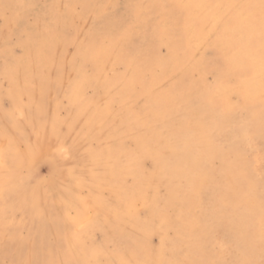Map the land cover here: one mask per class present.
Wrapping results in <instances>:
<instances>
[{
	"label": "rangeland",
	"instance_id": "1",
	"mask_svg": "<svg viewBox=\"0 0 264 264\" xmlns=\"http://www.w3.org/2000/svg\"><path fill=\"white\" fill-rule=\"evenodd\" d=\"M10 1L12 4L9 0H0V155L2 154L5 158L9 155L11 157L7 165L0 163V264H99L100 262V264H156L157 262V264H171V262L172 264H212L207 260L212 256L215 257L216 264H264V229H262L264 228V191L260 194L251 187L255 181L262 180L261 190H264V154L262 155L264 152V89L259 84L264 85V68L257 66L250 56L241 51L247 42L257 41L258 26L263 27L261 22H264V13L260 22L253 23L246 17V12L241 13V11H247L249 5L258 4L259 0H247V2L246 0H236V2L235 0H205L209 6L213 4L209 7L210 10L202 9L196 3L194 8V3L188 4L192 0H184V3H181L183 0H51V3L49 0H23V4L26 3L25 7L20 5L22 0ZM32 1H36L35 4L39 7ZM233 2L236 3V8ZM185 3L188 5L185 6ZM218 4L223 6L220 5V7ZM46 7H49L50 15ZM33 9H37L36 12ZM192 11H194L191 15L193 17L187 16L189 17L187 19L186 14H192ZM203 12L204 15H202ZM64 13H68L66 15L69 19ZM254 13L259 15L257 9ZM198 16L201 17L198 18ZM189 20L190 25H188ZM37 22H42L40 23L42 26L39 27ZM243 23L250 29L244 26L242 28ZM201 25L204 26L201 27ZM253 28L257 32H252ZM31 32L36 36L35 38ZM42 34L45 36L43 40L45 45L43 44L40 48V58H35L34 50L38 47L39 35ZM21 37L34 41L33 47L28 51L31 56L27 54L25 60L27 63L25 62L23 67L18 66L15 76L5 79L2 63L3 61L13 63L22 53ZM238 38H240L239 41ZM51 39H54L53 43ZM241 39L247 40L242 42ZM84 46L96 49L94 56L97 59L96 64L91 61L81 62V50L86 48ZM237 47L240 49L238 50ZM100 48L104 49L102 52L107 51V54L106 52L103 54ZM262 49L259 54L264 57V46ZM6 50L9 51L5 52ZM232 50H235L236 54L240 51L241 55L240 53L237 55L244 56L242 58L237 56L238 59ZM234 57L235 60L237 59L236 62ZM244 58V61L241 60ZM246 58L251 62L247 63L249 61ZM137 60L143 69L138 64L134 65ZM80 62L84 67L81 75L85 85L81 87L75 100L73 93L69 95L70 87L68 86L79 78L75 69ZM32 63L39 66L36 68ZM171 63L173 64L170 65ZM19 70L22 72L20 73ZM167 72L170 74L167 75ZM130 74L135 75L133 82L130 81ZM151 74H153L152 77H150ZM245 76H248L247 79L244 78ZM149 77L154 78L150 80ZM151 83L153 85H147ZM227 84L233 86L229 87ZM247 84L252 89L254 86V89L251 90ZM222 88L224 90L227 88L230 94L223 93ZM243 88L247 90L249 88L251 91L247 92L242 90ZM218 91L222 94L220 95L221 92ZM241 95L245 98L242 99ZM224 97L227 99L225 100ZM248 97L254 99L251 100ZM15 98L16 100H13ZM207 100H215L219 110H223L222 118L218 120L222 123L221 130H217L212 125L215 117L210 116L204 107ZM228 100H230L229 103ZM226 104L230 105L227 107ZM188 107L189 110H187ZM161 109L165 110L161 112ZM246 115L248 117L250 115L249 125L246 128L248 131L252 130L254 138L249 143L241 140L240 132L235 131L232 136H229L225 128L226 124L242 120ZM223 118L228 119L226 124ZM198 121L203 124L200 122L198 125ZM193 122L198 126L193 125ZM202 125L203 129L200 127ZM255 128L257 131H254ZM168 129L170 132L167 131ZM201 134L204 136V141L200 142L197 138ZM137 137L144 139L138 138L139 143ZM219 137H225V141L221 142ZM208 142L211 143L208 144ZM145 144L149 148H146ZM162 144H164L163 147ZM187 144L198 154H205L208 159V170L203 173L201 179L192 173L191 167L195 165L194 161L188 168L192 174L188 175V178L184 175L185 164L182 161L187 157L185 153ZM254 153L256 158L250 157ZM153 156H157L158 159H152ZM174 160L179 162L174 166H177L176 168L169 166ZM241 162L243 167H240ZM131 166V174H127ZM120 167L123 170L119 171ZM144 173L145 176H142ZM176 174L178 178H175ZM243 177L245 178L242 179ZM172 179L175 181L172 182ZM185 179L192 180L189 188L187 185L183 186L186 183ZM12 180L19 190L21 202L14 210V215L18 217L21 211L28 218L31 216L29 222L23 224L24 230L15 224H6V208H3L10 202V198L7 199L4 188ZM116 186L118 189L115 190ZM166 186L169 188L167 189ZM238 189L241 192L235 195L233 192ZM137 193L145 194L146 199L141 197L144 199L142 202ZM196 193L200 195L197 196ZM221 193L225 196L223 197ZM204 194L211 196V200L202 201ZM256 194L263 197L257 198L256 201ZM164 195H167V198ZM151 200L154 203L150 202ZM147 201L149 208L145 204V202L148 203ZM125 204L132 212L125 209L128 207ZM114 207L117 209H113ZM151 208L154 210L152 211ZM222 208L226 213L222 218L212 217L214 220H211V217H208L210 210L219 211ZM238 215L243 216V222L235 218ZM253 217L260 218V222ZM166 218L167 221L169 220L167 224H165ZM203 218L211 222L210 227H204ZM126 219L131 220L130 223ZM85 220L88 221L87 224H92L89 239L81 238L79 235L85 226ZM160 220L164 222L161 223ZM124 222L127 224H123ZM144 222H148L149 227H144ZM193 228L198 230L195 235ZM256 228L260 229L259 232ZM208 231L212 233L208 234ZM207 234L211 235V241ZM224 235H226L225 245L221 242ZM127 236L130 239L126 240ZM160 242L162 246H159ZM232 243L237 244L233 246ZM203 245L206 251L203 250ZM209 247H211L210 250ZM212 248L216 249L213 251ZM81 251H85V255ZM234 252L236 255L238 252L241 254L236 256ZM76 259L78 263L75 262Z\"/></svg>",
	"mask_w": 264,
	"mask_h": 264
},
{
	"label": "bare ground",
	"instance_id": "2",
	"mask_svg": "<svg viewBox=\"0 0 264 264\" xmlns=\"http://www.w3.org/2000/svg\"><path fill=\"white\" fill-rule=\"evenodd\" d=\"M21 1V0H20ZM48 1V0H47ZM50 1V3L52 2L51 0H49ZM66 1V0H65ZM69 1V0H68ZM75 1V0H74ZM76 1H78V0H76ZM83 1V0H82ZM9 2H10V4H12L11 3V1L9 0ZM14 2V1H13ZM34 4H35V2L34 1H32ZM57 2V1H56ZM97 2V1H96ZM180 2V1H179ZM235 2H236V0H235ZM235 2H233L232 4L233 5H235V8H236V3ZM246 2H247V0H246ZM20 3H22V4H20V5H25V4H23V0H22V2H20ZM32 3V4H33ZM46 3V2H45ZM55 3V2H54ZM72 3V2H71ZM84 3H85V1H84ZM84 3H83V5H84ZM94 3V2H93ZM98 3V2H97ZM96 3V4H97ZM181 3H184V0H183V2H181ZM190 3V5H192L191 3H194L193 4V7L195 6V3L196 4H198V6L200 5V7L203 9H209V7L210 6H212V5H210L209 6V4H206V2H205V0H192V1H189L188 2V4ZM225 3V2H224ZM223 3V4H224ZM243 3H245V2H243ZM33 4V5H34ZM100 5H101V3H99ZM98 4V5H99ZM187 4V5H188ZM13 5H14V3H13ZM12 5V6H13ZM36 5V4H35ZM60 5V4H59ZM97 5V6H98ZM186 5V3H185V6H187ZM207 5H208V8H206L207 7ZM215 5V4H214ZM221 4H218V6H220ZM226 5V4H225ZM36 6H38L39 7V5H36ZM47 6V5H46ZM48 6H49V4H48ZM55 6H57V5H55ZM70 6V3H69V5H68V7ZM88 6V5H87ZM86 6V7H87ZM221 6H223V5H221ZM220 6V7H221ZM25 7V6H24ZM34 7V6H33ZM86 7H84V9L86 8ZM225 7V6H224ZM223 7V8H224ZM12 8V7H11ZM14 8V7H13ZM20 8V7H19ZM47 8V7H46ZM45 8V9H46ZM63 8H64V6H63ZM195 8V7H194ZM194 8H193V10H194ZM233 8V7H232ZM243 8V7H242ZM18 11H19V9L18 8H16ZM15 9V10H16ZM27 9V8H26ZM26 9H24V10H26ZM48 9H49V7L47 8V12H49L48 11ZM67 9V8H66ZM70 9H72V8H70ZM98 9V8H97ZM199 8H197V10H198ZM211 9V8H210ZM209 9V10H210ZM217 9H219V7H217ZM256 9H257V14H259L258 16L254 13L255 11H256ZM13 10V9H12ZM23 10V9H22ZM33 10H35V9H33ZM37 10V9H36ZM36 10H35V12H36ZM223 10V9H222ZM239 10V9H238ZM10 11V10H9ZM63 11V10H62ZM98 11V10H97ZM198 11H200V9L198 10ZM205 11V10H204ZM15 12V11H14ZM21 12V11H20ZM42 12V11H41ZM61 12V11H60ZM63 12H65V10L63 11ZM99 12V11H98ZM188 12H190V11H188ZM193 13L192 14H189V13H187V14H189V15H187L186 14V18L187 19H189V17H187V16H190V18L191 17H193V16H191V15H193L194 14V11H192ZM215 12V11H214ZM213 12V13H214ZM216 12H217V10H216ZM222 12V11H221ZM225 13H226V10L224 11ZM244 12H246V17L248 18V19H250V20H252L253 21V23L254 22H260V19L262 20V18H263V13H264V0H259L258 1V4H254V5H249L248 6V8H247V11H241V13H244ZM11 13V12H10ZM96 13V12H95ZM202 13V12H201ZM212 13V12H211ZM211 13H210V15H211ZM219 13H220V11H219ZM36 14V13H35ZM56 14V13H55ZM65 14V13H64ZM66 14H68V13H66ZM65 14V16H67ZM70 14V13H69ZM198 13H196V15H197ZM40 15H41V13H40ZM46 15H47V13H46ZM49 15H50V12H49ZM202 15H204V12H203V14ZM59 16V15H58ZM218 16V15H217ZM36 17V16H35ZM57 17V16H56ZM68 17V16H67ZM201 17V16H200ZM199 16H198V18H200ZM238 17V16H237ZM41 18H42V16H41ZM48 18V16L46 17V19ZM51 18H52V16H51ZM50 18V19H51ZM195 18H197L196 16H195ZM194 18V19H195ZM212 17L211 16H209V19H211ZM217 18V17H216ZM220 18H222V17H220ZM229 18V17H228ZM227 18V19H228ZM37 19V18H36ZM35 19V20H36ZM56 19V18H55ZM58 19V18H57ZM62 19V18H61ZM68 19H69V17H68ZM186 19V20H187ZM209 19H207V20H209ZM227 19H225V21H227ZM239 19V18H238ZM38 20V19H37ZM41 20V19H40ZM44 20V19H43ZM48 20V19H47ZM66 20V19H65ZM212 20V19H211ZM217 20H219V19H217ZM39 21V20H38ZM44 21H46V20H44ZM224 21V20H223ZM246 21V20H245ZM248 21V20H247ZM48 22H50V21H48ZM63 22H64V19H63ZM189 24L188 25H190L191 24V21L189 20ZM208 22V21H207ZM239 22H241L240 21V19H239ZM38 23V22H37ZM40 23H42V22H39L38 23V25H39V27L40 26H42V24H40ZM60 23H62V22H60ZM67 23V22H66ZM186 23V25H187V22H185ZM220 23H221V20H220ZM262 23V26L263 27H259L258 26V30H259V32H257L256 31V29H254V28H256V27H254L253 28V31L252 32H257V33H259L258 34V39H257V41L256 42H247L245 45H243V47H242V49H241V51L243 52L244 51V53L247 55V56H250L252 59H253V61L255 62V64L257 65V66H260V67H262V68H264V57H262L260 54H259V52H260V50H263L262 48H263V46H264V22L262 21L261 22ZM55 24V23H54ZM68 24V23H67ZM161 24V23H160ZM226 24V23H225ZM64 25V24H63ZM185 25V26H186ZM205 25V29H206V23L204 24ZM204 25H201V27L202 26H204ZM219 25V24H218ZM238 25H239V23H238ZM245 25V23H243L242 24V28H243V26ZM246 25H247V23H246ZM46 26V25H45ZM224 26V25H223ZM249 26H251V25H249ZM35 27V26H34ZM193 27V26H192ZM219 27H221V26H219ZM218 27V28H219ZM230 27V26H229ZM229 27H227L228 29H229ZM232 27H234V26H232ZM244 27H246L247 28V26H244ZM36 28V27H35ZM48 28V27H47ZM187 28V27H186ZM216 28H217V26H216ZM249 29H250V27H248ZM247 28V29H248ZM44 29V28H43ZM204 29V30H205ZM214 29V28H213ZM233 29V28H232ZM234 29H236V28H234ZM239 29H241L240 27H239ZM37 30H39V29H37ZM200 30H202V29H200ZM216 30V29H215ZM238 30V29H237ZM35 31V30H34ZM232 31V30H231ZM240 31V30H239ZM40 32V31H39ZM46 32H48V31H46ZM59 32V31H58ZM228 32V31H227ZM241 33H245V32H242V31H240ZM251 32V31H250ZM251 32V34H253ZM43 33V32H42ZM44 33H45V31H44ZM193 33H194V31H193ZM202 33V32H201ZM228 33H230V32H228ZM232 33H233V31H232ZM231 33V34H232ZM234 33H236V32H234ZM237 33H238V31H237ZM246 33H247V31H246ZM31 34H32V32H31ZM56 34V33H55ZM200 34V33H199ZM33 35V34H32ZM37 35V34H36ZM54 35V34H53ZM194 35V34H193ZM29 36V35H28ZM34 36V35H33ZM32 36V37H33ZM45 36H46V33H45ZM45 36H43V34L42 35H39V40H38V43H37V45H38V47H36V49L34 50V56H35V58H37V57H39V54H40V48H42L43 47V44H44V42H43V40L45 39L44 37ZM201 37V39H202V35H200ZM250 36V35H249ZM254 36V35H253ZM257 36V35H256ZM36 36H34V38H35ZM51 37V36H50ZM60 37V36H59ZM66 37V36H65ZM86 37H87V35H86ZM195 37V36H194ZM54 38V37H53ZM64 38V37H63ZM195 38H197V37H195ZM199 38V39H200ZM235 38V37H234ZM234 38H232V39H234ZM241 38V37H240ZM240 38H238L237 40L239 41V39ZM21 39V45H22V53L21 54H19V56L14 60V62L13 63H9L8 61H3V65H2V68H3V72H4V78L5 79H11L12 77H13V75L14 74H16L15 73V70L18 68V66L19 67H21L22 65H25V60L27 59V56L29 55V53H28V51H29V49L31 48V47H33L32 45H33V43H34V41H31L30 39H27V38H20ZM49 40H50V38H48ZM55 39V38H54ZM54 39L52 40V43L54 42ZM56 39H58V38H56ZM60 39V38H59ZM65 39V38H64ZM63 39V40H64ZM223 39H225V37L223 38ZM230 39V38H229ZM8 40V39H7ZM68 40V39H67ZM66 40V41H67ZM119 40H121V39H119ZM162 40V39H161ZM197 40V39H196ZM195 40V41H196ZM236 40V39H235ZM244 40H247V39H244ZM244 40L242 41V39H241V41L242 42H244ZM46 41V40H45ZM61 41H62V39H61ZM201 42H203L204 40H200ZM205 42V41H204ZM203 42V43H204ZM221 42H222V38H221ZM221 42H219V44L221 43ZM227 43L226 44H228V41H226ZM48 43V42H47ZM58 43H60V42H58ZM119 43V42H118ZM117 43V44H118ZM192 43V42H191ZM197 43H198V41H197ZM224 43V42H223ZM229 43H231L230 41H229ZM35 44H36V42H35ZM188 44H190V43H188ZM218 44V43H217ZM45 45V44H44ZM110 45V44H109ZM222 45V44H221ZM5 46H6V44H5ZM36 46V45H35ZM102 46V45H101ZM115 46V45H114ZM188 46H190V45H188ZM193 46V45H192ZM220 46V45H219ZM224 47H226L225 45H223ZM7 47V46H6ZM84 47H86V46H84ZM239 47H241V46H239ZM35 48V47H34ZM82 48V47H81ZM81 48H79V49H81ZM114 48V47H113ZM195 47H193V49H194ZM238 48V47H237ZM44 49V48H43ZM101 49V48H100ZM99 49V50H100ZM240 48H238V50H239ZM3 50V49H2ZM102 50H104L103 48L101 49V52H102ZM106 50V49H105ZM113 50V49H112ZM114 50H115V48H114ZM175 50V49H174ZM9 50H6L5 52H8ZM82 55H81V57H82V63L84 62V61H91L93 64H96V62H95V60H97V59H95L94 58V56H95V52H96V49H93V48H89V47H86V48H83L82 50ZM233 51V50H232ZM44 52H46V51H44ZM77 52V51H76ZM101 52H100V54H101ZM103 52H106L105 54H107V51H103ZM102 52V53H103ZM234 53H235V50L233 51ZM232 52V53H233ZM237 52V51H236ZM179 53V52H178ZM231 53V52H230ZM238 53H240V55H241V52L239 51ZM237 53V54H238ZM8 54V53H7ZM11 54V53H10ZM28 54V55H27ZM78 54V53H77ZM104 54V53H103ZM112 54V53H111ZM236 53H235V56H236V58H238V57H241L242 58V56H244V55H242V56H240V55H237ZM99 55V54H98ZM5 56V55H4ZM29 56H31V54L29 55ZM40 56H41V54H40ZM78 56H80V55H78ZM238 56V57H237ZM31 58V57H30ZM40 58V57H39ZM42 58V57H41ZM176 58H178V57H176ZM231 58H233L232 56H231ZM9 59H11V58H9ZM43 59V58H42ZM228 59V58H227ZM239 59V58H238ZM246 59H248V58H246ZM30 60V59H29ZM44 60V59H43ZM42 60V61H43ZM140 60V59H139ZM225 60H226V58H225ZM228 60H230V59H228ZM227 60V61H228ZM234 60H235V57H234ZM241 60H245V58L244 59H241ZM33 61V60H32ZM35 61H36V59H35ZM47 61V60H46ZM100 61V60H99ZM185 61V60H184ZM231 61H232V59H231ZM237 61V59L235 60V62ZM248 61L249 62H247V63H250L251 62V60L250 59H248ZM80 62V64L79 65H77V69H75V71H77V73H78V75H79V78H77L73 83H71V86H68V87H70V89L68 90L69 92V95H71L72 93L74 94V96H73V99H75V100H77V97H78V95L77 94H79V92H80V90H81V87H84V85H85V82L84 81H82L83 80V77H82V75H81V73H82V68H84V67H82L83 65H82V63ZM101 62V61H100ZM229 62V61H228ZM233 62V61H232ZM234 62V63H235ZM27 63V62H26ZM28 63H31V62H28ZM199 63V62H198ZM234 63H231L232 65H234ZM242 63V62H241ZM33 64V63H32ZM41 64V63H40ZM87 64V63H86ZM98 64V63H97ZM139 65V67L140 68H142L143 69V67L140 65V63L138 62V60L135 62V64L134 65ZM173 63H171L170 65H172ZM185 64V63H184ZM244 64V63H243ZM27 65V64H26ZM42 65V64H41ZM130 65V64H129ZM169 65V66H170ZM241 66H243L242 64H240ZM248 65V64H247ZM33 66H36V68H37V66H39V64H37V65H34L33 64ZM99 66V65H98ZM235 66V65H234ZM237 66V65H236ZM235 66V67H236ZM240 66V67H241ZM23 67V66H22ZM26 67V66H25ZM42 67V66H41ZM130 67V66H129ZM181 67H183V66H181ZM239 66H237V68H238ZM245 67V66H244ZM246 67H248V66H246ZM28 68H29V65H28ZM92 68V67H91ZM170 68V67H169ZM218 68V67H217ZM252 68V67H251ZM20 69V68H19ZM181 69V68H180ZM219 69V68H218ZM23 70V69H22ZM22 70H21V72H22ZM29 70V69H28ZM74 70V69H73ZM169 70V69H168ZM253 70V69H252ZM37 71V70H36ZM177 71V70H176ZM181 71V70H180ZM179 71V72H180ZM19 72H20V70H19ZM20 72V73H21ZM131 72V71H130ZM157 72V71H156ZM155 72V73H156ZM159 73H160V70L158 71ZM208 72V71H207ZM238 72H240V70H238ZM252 72V71H251ZM251 72H250V74H251ZM23 73H24V70H23ZM84 73H85V71H84ZM132 73V72H131ZM154 73V72H153ZM165 73V72H164ZM172 73V72H171ZM174 73V72H173ZM167 75L168 74H170L169 72H167L166 73ZM220 74V73H219ZM84 75V74H83ZM179 75V74H178ZM178 75H176V76H178ZM221 76H222V74H220ZM219 75V76H220ZM239 75H241V74H239ZM252 75V74H251ZM263 75V74H262ZM15 76V75H14ZM77 76V75H76ZM130 81H134L135 80V75H132V74H130ZM153 76V74H151V76L150 77H152ZM150 77H149V79H150ZM175 77V76H174ZM198 77V76H197ZM242 77V76H241ZM247 77L248 76H245L244 78H246L247 79ZM154 78V77H153ZM153 78H151V79H153ZM173 78V77H172ZM204 78V77H203ZM230 78H232V77H230ZM240 78V77H239ZM14 79V78H13ZM88 79V78H87ZM150 79V80H151ZM158 79V78H157ZM157 79L155 80V81H157ZM171 79V78H170ZM202 79V78H201ZM219 79V78H218ZM240 79H242V78H240ZM89 80V79H88ZM87 80V81H88ZM162 80H164V79H162ZM161 80V81H162ZM153 81V80H152ZM160 81V82H161ZM171 81H173L172 79H171ZM170 81V82H171ZM203 81V80H202ZM241 81V80H240ZM239 81V83H240V85H242L241 84V82ZM151 82V81H150ZM154 82V81H153ZM160 82H157V83H160ZM194 82V81H193ZM192 82V83H193ZM260 82V81H259ZM24 83V82H23ZM93 83V82H92ZM242 83H243V80H242ZM256 83H258V81H256ZM16 84V83H15ZM70 84V83H69ZM179 84V83H178ZM204 84H205V82H204ZM238 84V83H237ZM253 84H255V83H253ZM252 84V85H253ZM260 84V86H261V88L262 89H264L263 88V84H261V83H259ZM128 85H130V84H128ZM147 85H153L152 83L151 84H147ZM228 86H229V84H227ZM226 85V86H227ZM235 85V84H234ZM248 85V84H247ZM251 85V86H252ZM263 85V86H262ZM9 86V85H8ZM131 86H132V84H131ZM155 86V85H154ZM162 86V85H161ZM218 86V85H217ZM219 86H222V85H219ZM225 86V87H226ZM233 85H230L229 87H232ZM246 86V85H245ZM249 86V85H248ZM15 87V86H14ZM40 87H42V86H40ZM87 87V86H86ZM162 87H164V86H162ZM207 87V86H206ZM224 87V88H225ZM250 87V86H249ZM8 88V87H7ZM159 88V87H158ZM157 88V89H158ZM236 88V87H235ZM258 88V87H257ZM260 87L258 88V89H261ZM6 89V88H5ZM10 89V88H9ZM154 89V88H153ZM218 89H220V88H218ZM217 89V90H218ZM223 89V88H222ZM227 89V88H226ZM222 90V91H224L223 93H229L227 90ZM250 89L251 90H253L254 89V86H253V89L250 87ZM249 88H248V90L247 89H242V90H247V92L250 90ZM39 90H41V89H39ZM145 90H147V89H145ZM149 90H152V89H149ZM221 90V89H220ZM236 90H237V88H236ZM250 90V91H251ZM27 91V90H26ZM25 91V92H26ZM85 91V90H84ZM155 91V90H154ZM166 91V90H165ZM1 92V91H0ZM150 92V91H149ZM148 92V93H149ZM167 92V91H166ZM215 92V91H214ZM218 92H221V91H218ZM238 93L240 92V91H237ZM236 92V93H237ZM16 93H18V92H16ZM30 93V92H29ZM193 93V92H192ZM81 94H82V92H81ZM207 94V93H206ZM216 94V93H215ZM222 94V92L220 93V95ZM230 94V93H229ZM244 94V93H243ZM3 95V94H2ZM149 95V94H148ZM219 95V96H220ZM234 95V94H233ZM15 96H16V94H15ZM24 96V95H23ZM30 96V95H29ZM158 96V95H157ZM195 96V95H194ZM194 96H193V98H194ZM223 96H225V94L223 95ZM242 97H243V95H241ZM251 96V95H250ZM1 97V96H0ZM222 97V96H221ZM228 97H230V96H228ZM263 97V96H262ZM17 98V97H16ZM16 98L15 99H13V100H16ZM111 98H113L112 96H111ZM218 98H220V97H218ZM231 98V97H230ZM238 98V97H237ZM245 97H243L242 99H244ZM247 98V97H246ZM251 99V97H248V99ZM182 99H184V98H182ZM209 99V98H208ZM211 99V98H210ZM224 99H225V97H224ZM227 99V98H226ZM225 99V100H226ZM252 99H254V98H252ZM251 99V100H252ZM255 99H257V98H255ZM259 99H261V98H259ZM259 99H257V100H259ZM156 100V99H155ZM191 100H192V96H191ZM222 100V99H221ZM247 100V99H246ZM175 101H177V102H179L178 100H175ZM183 101V100H182ZM181 101V102H182ZM197 101H198V97H197ZM196 101V102H197ZM229 101L230 100H228V103H229ZM232 101H234L233 99H232ZM117 102V101H116ZM127 102V101H126ZM194 102V101H193ZM195 102V103H196ZM227 102V101H226ZM235 102V101H234ZM98 103V102H97ZM99 104V103H98ZM106 104V103H105ZM104 104V105H105ZM167 104H169V102L167 103ZM183 104V103H182ZM235 104V103H234ZM111 105V104H110ZM187 105V104H186ZM186 105H184V106H186ZM191 105V104H190ZM193 105H195V104H193ZM205 106V108L207 109V111H208V113L210 114V116H213V117H215V119H214V121H213V127H215V128H217V130H221L223 127L221 126L222 125V123H220L218 120H220L222 117H221V115L223 114V110L221 111V110H219V108L216 106V101L215 100H207V104H204ZM229 106L230 104H226V106ZM232 105V104H231ZM107 106V105H106ZM105 106V107H106ZM155 106V105H154ZM227 106V107H228ZM191 107V106H190ZM231 107V106H230ZM244 107V106H243ZM108 108V107H107ZM168 108V107H167ZM185 108V107H184ZM201 108V107H200ZM166 109V108H165ZM164 109V110H165ZM180 109V108H179ZM182 109V108H181ZM101 110V112H103L102 111V108L100 109ZM109 110V109H108ZM162 110V109H161ZM164 110H162L161 112H163ZM187 110H189V107H188V109ZM197 110V109H196ZM230 109H228V111H229ZM237 110V109H236ZM127 111V110H126ZM185 111V110H184ZM183 111V112H184ZM227 111V112H228ZM231 111V110H230ZM196 112V111H195ZM192 113V112H191ZM197 113V112H196ZM241 113V112H240ZM115 114V113H114ZM135 114V113H134ZM182 114H184V113H182ZM200 114V113H199ZM198 114V115H199ZM227 114V113H226ZM229 114V113H228ZM227 114V115H228ZM127 115V114H126ZM136 115V114H135ZM155 115V114H154ZM185 115V114H184ZM192 115H193V113H192ZM194 115H197V114H194ZM252 115V114H251ZM136 116H138V115H136ZM156 116V115H155ZM175 116V115H174ZM209 116V115H208ZM226 115H225V112H224V117H225ZM129 117V116H128ZM159 117H161V116H159ZM176 117V116H175ZM174 117V118H175ZM193 117V116H192ZM202 117H203V114H202ZM252 117V116H251ZM155 118H157V117H155ZM170 118V117H169ZM169 118H167V119H169ZM174 118H172L173 120H174ZM194 118H196V117H194ZM227 118V117H226ZM226 118H223L225 121H223V122H225V124L228 122L227 120H226ZM230 118V117H229ZM249 118H250V115H249V117L246 115L245 117H244V119H242V120H239V121H237V122H234L233 124H226V126H225V128H226V130L228 131V134H229V136H232V134L235 132V131H237V132H240V138H241V140H243L244 142H246V143H249L252 139H254L253 138V136H252V134H253V132H252V130L250 131H248V128H246L248 125H249ZM160 119V118H159ZM201 119V118H200ZM199 122V121H198ZM201 122V121H200ZM200 122H199V124L198 125H200ZM204 122H206V121H204ZM175 123V122H174ZM195 122H193V125H195L196 127L198 126V125H196V124H194ZM202 123V122H201ZM177 124H179L178 122H177ZM203 124V123H202ZM157 125V124H156ZM211 125V124H210ZM224 125V124H223ZM152 126V125H151ZM150 126V127H151ZM159 126V125H158ZM173 126V125H172ZM206 126V125H205ZM195 127V128H196ZM201 127V129H203L202 127H204L203 125L202 126H200ZM208 127V126H207ZM221 127V128H220ZM153 128H154V126H153ZM206 128V127H205ZM219 128V129H218ZM257 128V127H256ZM254 129V131H257V129ZM114 129V128H113ZM112 129V130H113ZM111 130V131H112ZM154 130V129H153ZM179 130V129H178ZM225 130V129H224ZM148 131V130H147ZM156 131V130H155ZM167 131H169V129L167 130ZM167 131H165V132H167ZM199 131V130H198ZM203 131V130H202ZM91 132V131H90ZM121 132V131H120ZM134 132V131H133ZM154 132V131H153ZM159 132H160V130H159ZM165 132H163V133H165ZM170 132V131H169ZM223 132V131H222ZM151 133V132H150ZM157 133V132H156ZM156 133H154V134H156ZM168 133V132H167ZM125 134V133H124ZM227 134V133H226ZM259 134V133H258ZM116 135V134H115ZM149 135V134H148ZM150 135H152V133L150 134ZM220 135H221V133H220ZM257 135V134H256ZM146 136V135H145ZM145 136H143V137H145ZM150 137H152V136H150ZM135 138V137H134ZM138 138L139 137H137L136 139H137V141H138ZM153 138V137H152ZM212 138V137H211ZM217 137H215V139H216ZM139 139H144V138H139ZM165 139V138H164ZM198 140H200V142H201V140L202 141H204L203 139H204V136H202V134L201 135H198V138H197ZM221 139V140H220ZM219 140L221 141V142H223V141H225V137H222V138H220L219 137ZM109 141V140H108ZM140 141V140H139ZM138 141V142H139ZM164 141V140H163ZM208 141V140H207ZM137 142V143H138ZM140 143V142H139ZM162 143V141L160 142V144ZM196 143V142H195ZM204 143V142H203ZM211 142H208V144H210ZM245 143V144H246ZM130 144V143H129ZM144 144V143H143ZM153 144V143H152ZM164 144H166V143H164ZM164 144H162V147H163V145ZM200 144V143H199ZM224 144V143H223ZM147 145H149V144H147ZM254 145V144H253ZM8 146H10V145H8ZM7 146V147H8ZM19 146V145H18ZM145 146H146V144H145ZM144 146V147H145ZM167 146V148H168V145H166ZM205 146V145H204ZM154 147V149L156 150V148H155V146H153ZM152 147V148H153ZM157 147H158V145H157ZM160 147V146H159ZM6 148V147H5ZM139 148V147H138ZM143 148V147H142ZM146 148H149L148 146H146ZM251 148V147H250ZM249 148V149H250ZM263 148V147H262ZM9 149H11V148H9ZM240 149V148H239ZM242 149V148H241ZM24 150V149H23ZM172 150V149H171ZM253 150V149H252ZM5 151V150H4ZM8 151V150H7ZM11 151V150H10ZM13 151V150H12ZM28 151H29V149H28ZM148 151H150L149 149H148ZM169 151V150H168ZM174 151V150H173ZM219 151V150H218ZM236 151V150H235ZM240 151V150H239ZM257 151V150H256ZM260 151H262V149L260 150ZM141 152V151H140ZM153 152V151H152ZM182 152V151H181ZM208 152H209V150H208ZM125 153V152H124ZM176 153V152H175ZM178 153V152H177ZM176 153V154H177ZM185 153H186V155H187V157L184 159V161H182L181 159H180V161H182L185 165V172H184V175L186 176V178H188V175H191L192 173L195 175V176H197V177H200V179H201V176L203 175V173H205V171L206 170H208V164H207V162H208V159L206 158V155L205 154H198L197 152H195V151H193L192 149H191V147H190V145H188L187 144V146H186V148H185ZM217 154H219L218 152H216ZM216 153H214L215 155L214 156H216ZM238 153V152H237ZM256 153V152H255ZM253 154L252 156H250V157H253L254 155H256V154H258V152L256 153V154ZM262 153V152H261ZM6 154V153H5ZM14 154V153H13ZM138 154V153H137ZM140 154V153H139ZM163 154V153H162ZM166 154V153H165ZM180 154V153H179ZM213 154V153H212ZM264 154V152L262 153V155ZM12 155V154H11ZM149 155H151V154H149ZM171 155V154H170ZM220 155V154H219ZM236 155V154H235ZM141 156H143V155H141ZM140 156V157H141ZM157 156H158V154H157ZM157 156L156 157H151L152 159H154V158H156V159H158L157 158ZM222 156V155H221ZM231 156V155H230ZM264 156V155H263ZM9 157H10V155H9ZM9 157L8 158H5L2 154L0 155V163L2 164V165H7L8 163H9ZM162 157H164V155H162ZM236 157H237V155H236ZM255 157V156H254ZM261 157V156H260ZM138 158V157H137ZM256 158V157H255ZM258 158V157H257ZM10 159H11V157H10ZM132 159V158H131ZM183 159V158H182ZM220 159V158H219ZM252 159V158H251ZM264 159V158H263ZM134 160V159H133ZM177 160V159H176ZM176 160H174L172 163H170V167H174L176 164L178 165V163L179 162H176ZM211 160V159H210ZM230 160V159H229ZM253 160H254V158H253ZM258 160H260V159H258ZM132 161V160H131ZM192 161H194L195 162V165L194 166H192L191 167V170L193 169V172L192 173H190V171H188L189 169V164L192 162ZM216 161V160H215ZM127 162H130V161H127ZM160 162V161H159ZM165 161H163V163H164ZM256 162V161H255ZM260 162V161H259ZM15 163V162H14ZM117 163V162H116ZM142 163V162H141ZM214 163V162H213ZM250 163V162H249ZM252 163V162H251ZM250 163V164H251ZM261 163H263V162H261ZM165 164V163H164ZM171 164H173V166L171 165ZM253 164V163H252ZM260 164V163H259ZM258 164V165H259ZM10 165V164H9ZM18 165V164H17ZM159 165V164H158ZM210 165H212V164H210ZM240 167H243V162H241L240 163ZM112 166V165H111ZM124 166V165H123ZM127 166V165H126ZM144 166V165H143ZM247 166H250V165H247ZM252 166V165H251ZM262 166V165H261ZM263 166H264V164H263ZM7 167V166H6ZM15 167V166H14ZM14 167L12 168V169H14ZM140 167V166H139ZM155 167V166H154ZM177 167V166H176ZM176 167H174V168H176ZM256 167V166H255ZM254 167V168H255ZM116 168V167H115ZM132 168V166L127 170V174H131V172H130V170H132L131 169ZM156 168V167H155ZM162 168V167H161ZM174 168H172L173 170H175ZM16 169V168H15ZM121 167L119 168V171H121V170H123V169H121ZM154 169V168H153ZM164 169V168H163ZM171 169V168H170ZM246 170L248 169V168H245ZM264 169V168H263ZM96 170V169H95ZM161 170V169H160ZM172 170V171H173ZM178 170V169H177ZM13 171V170H12ZM114 171V170H113ZM112 171V172H113ZM117 171V170H116ZM158 171V170H157ZM156 171V172H157ZM162 171V170H161ZM171 171V170H170ZM257 171H259V170H257ZM262 171V170H261ZM264 171V170H263ZM115 172V171H114ZM123 172V171H122ZM154 172V171H153ZM224 172V171H223ZM247 172V171H246ZM12 173V172H11ZM15 173V172H14ZM118 173V172H117ZM146 173V172H145ZM145 173H144V175H142V176H145ZM188 173V174H187ZM215 173V172H214ZM221 173V172H220ZM226 173H227V171H226ZM153 174V173H152ZM178 175L179 174H181V173H177ZM177 174H176V177L175 178H178L177 177ZM249 174V173H248ZM248 174H247V177H248ZM136 175V174H135ZM147 175V174H146ZM148 175H149V173H148ZM250 175V174H249ZM102 176V175H101ZM119 176V175H118ZM222 176H224V175H222ZM238 176V175H237ZM155 177H157L156 175H155ZM167 177V176H166ZM211 177V176H210ZM231 177H232V175H231ZM137 178V177H136ZM135 178V179H136ZM143 178H145V177H143ZM152 178V177H151ZM204 178V176L202 177V179ZM236 178V177H235ZM245 177H243L242 179H244ZM14 179V178H13ZM19 179H20V177H19ZM123 179V178H122ZM126 179V178H125ZM127 179H129V178H127ZM134 179V178H133ZM140 179H141V177H140ZM174 179V178H173ZM172 179V182L173 181H175V180H173ZM183 179V178H182ZM229 179H230V176H229ZM233 179H234V177H233ZM94 180V179H93ZM149 180V179H148ZM167 180V179H166ZM186 180V179H185ZM212 180H214V178H212ZM234 180H236V179H234ZM250 180V179H249ZM248 180V181H249ZM13 181L14 180H12L9 184H7L6 186H5V188H4V191H5V193H6V195H7V199H9L10 198V202L3 208V209H5V214H6V224L7 225H9V224H15V225H17L19 228H21L22 227V229H23V227H24V223H28L29 222V220H30V217L28 218V216L26 215V214H23V212H21L20 211V213H19V216L18 217H16V215H14V210H16L17 209V207H18V205H19V202H20V199H19V197H20V195H19V190L16 188V185L15 184H13ZM123 181V180H122ZM164 181V180H163ZM177 181H178V179H177ZM182 181V180H181ZM210 181H211V178H210ZM215 181V180H214ZM230 181H232L231 179H230ZM238 181V180H237ZM237 181H236V183H237ZM262 181V180H261ZM259 182V181H255L254 183H252L253 185H251V187H252V189L253 190H257L260 194L261 193H263V191L264 190H261L262 189V182ZM132 182V181H131ZM137 182V181H136ZM149 182V181H148ZM166 182V181H165ZM168 182H169V180H168ZM239 182H241V181H239ZM245 182V181H244ZM250 182H251V180H250ZM112 183V182H111ZM133 183V182H132ZM142 183V182H141ZM151 183H153V182H151ZM182 183V182H181ZM201 183H202V181H201ZM13 184V185H12ZM136 184V183H135ZM150 184V183H149ZM192 184V180L191 179H189L188 181L186 180V183H185V185H183V186H186L187 185V188H189L190 187V185ZM97 185V184H96ZM120 185V184H119ZM122 185V184H121ZM154 185V184H153ZM182 185V184H181ZM200 185H202V184H200ZM220 185V184H219ZM245 185V184H244ZM115 186V185H114ZM113 186V187H114ZM122 186H124V185H122ZM167 186H168V183H167ZM167 186H166V188H167ZM182 186V187H183ZM203 186V185H202ZM1 187V186H0ZM117 187V186H116ZM115 187V190L116 189H118V187L116 188ZM137 187H139V186H137ZM143 187H144V185H143ZM151 188H152V185L150 186ZM199 187V186H198ZM227 187V186H226ZM112 188V187H111ZM120 188V187H119ZM140 188V187H139ZM138 188V189H139ZM142 188V187H141ZM140 188V189H141ZM169 188V187H168ZM167 188V189H168ZM170 188H173V187H170ZM1 189V188H0ZM140 189H139V191H140ZM161 189V188H160ZM183 189V188H182ZM195 189H196V187H195ZM198 189V188H197ZM199 189H201V188H199ZM259 189V190H258ZM18 190V191H17ZM111 190H113V188L111 189ZM174 190V189H173ZM173 190H172V192H173ZM153 191V190H152ZM151 191V192H152ZM106 192V191H105ZM108 192V191H107ZM122 192V191H121ZM195 192V191H194ZM206 192V191H205ZM241 192V190H236V191H234L233 193H235V195L236 194H238V193H240ZM135 193V192H134ZM139 193H141V192H139ZM143 193V192H142ZM157 193V192H156ZM170 193V192H169ZM223 193H225V192H223ZM258 193V194H259ZM122 194H123V192H122ZM138 194V193H137ZM136 194V195H137ZM158 194V193H157ZM197 194V193H196ZM199 194V193H198ZM198 194H197V196H198ZM222 194V193H221ZM221 194H220V196H221ZM258 194H256L257 195V197H256V201H257V198L259 199V197H263V196H261V195H258ZM117 195V194H116ZM129 195V194H128ZM139 195V194H138ZM151 195V194H150ZM160 195V194H159ZM194 196H195V193L193 194ZM193 195H191V197L193 198ZM200 195V194H199ZM205 195V194H204ZM233 195V194H232ZM244 195V194H243ZM123 196H124V194H123ZM126 196V195H125ZM135 196V195H134ZM140 196V199L142 200V202H143V198H141V197H144L145 198V194L143 195V194H140L139 195ZM165 196V195H164ZM222 196L224 197L225 195L224 194H222ZM153 197V196H152ZM151 197V198H152ZM166 198H167V195L165 196ZM170 197V196H169ZM169 197H168V199H169ZM175 197V196H174ZM244 197V196H243ZM122 198V197H121ZM120 198V199H121ZM125 198V197H124ZM129 198V197H128ZM149 199H150V197H148ZM155 198H157V197H155ZM166 198H164V200L166 199ZM179 198V197H178ZM246 197H244V199H245ZM251 198V197H250ZM146 199V198H145ZM148 199V200H149ZM153 199H154V197H153ZM194 199V198H193ZM192 199V200H193ZM217 199V198H216ZM233 199V198H232ZM247 199V198H246ZM263 199V198H262ZM156 200V199H155ZM164 200H162V201H164ZM172 200V199H171ZM179 200H180V198H179ZM195 200H197V198H195ZM199 200H200V198H199ZM202 201H204V200H211V196L209 197L208 195H205L204 196V199H201ZM27 201V200H26ZM116 201V200H115ZM120 201V200H119ZM128 201V200H127ZM153 200H151L150 202H152ZM157 201V200H156ZM177 201V200H176ZM261 201V200H260ZM122 202H123V200H122ZM121 202V203H122ZM129 202V201H128ZM148 202V201H147ZM164 202H166V200L164 201ZM196 202V201H195ZM206 202V201H205ZM259 202V201H258ZM21 203V202H20ZM84 203V202H83ZM120 203V202H119ZM152 203H154V202H152ZM179 203V202H178ZM192 203V202H191ZM260 203V202H259ZM118 204V203H117ZM145 204H149V202L148 203H146L145 202ZM159 204V203H158ZM193 204V206H194V203H192ZM264 204V203H263ZM1 205V204H0ZM120 205V204H119ZM126 206H128L127 204H125ZM130 205H132V204H130ZM164 205V204H163ZM168 205H169V203H168ZM210 205V204H209ZM115 206V205H114ZM117 206V205H116ZM125 206V207H126ZM142 206V205H141ZM146 206V205H145ZM152 206V205H151ZM121 207V206H120ZM124 207V208H125ZM150 207V205H148V208ZM161 207H163L162 206V204H161ZM160 207V208H161ZM166 207V206H165ZM200 207V206H199ZM128 208H130L129 206L127 207V208H125L127 211H129V209ZM197 208V207H196ZM7 209H9V211H7ZM22 209H24V207L22 208ZM21 209V210H22ZM113 209H115V207L113 208ZM117 209V208H116ZM115 209V210H116ZM122 209V208H121ZM124 209V210H125ZM131 209H132V207H131ZM199 210H200V208H198ZM28 210V209H27ZM133 210V209H132ZM150 210V209H149ZM151 210L153 211L154 209H152L151 208ZM218 210V209H217ZM261 210H263L262 208H261ZM25 211H26V209H25ZM113 211V210H112ZM111 211V212H112ZM195 211V210H194ZM196 211H198V210H196ZM211 212H210V215L208 216V217H211L210 219L211 220H214L212 217H218V218H222L223 216H225L226 215V213H225V211H224V209L222 208V209H220L219 211H214V210H210ZM13 212V213H12ZM30 212V211H29ZM78 212V211H77ZM77 212H76V214H77ZM80 212V211H79ZM114 212V211H113ZM125 212V211H124ZM129 212H132V211H129ZM149 212V211H148ZM235 212H238V211H235ZM81 213V212H80ZM114 213H116V211L114 212ZM120 213V212H119ZM162 213V212H161ZM183 213V212H182ZM27 214H28V211H27ZM122 214H124L123 212H122ZM139 214V213H138ZM156 214V213H155ZM167 214V213H166ZM196 214H198L197 212H196ZM78 215V214H77ZM91 215V214H90ZM119 215V214H118ZM135 215H136V213H135ZM204 215H205V213H204ZM123 216V215H122ZM122 216H119V217H121L122 218ZM125 216V215H124ZM129 216H130V214H129ZM128 216V217H129ZM152 216H154V215H152ZM180 216V215H179ZM254 216V215H253ZM260 216V215H259ZM84 217V216H83ZM126 217H127V215H126ZM139 217V216H138ZM149 217H151V216H149ZM161 217V216H160ZM168 217V216H167ZM257 217V216H256ZM5 218V217H4ZM103 218V217H102ZM164 218V217H163ZM193 218V217H192ZM235 218H237V219H241L242 221L241 222H243V216L242 215H238L237 217L235 216ZM246 218V217H245ZM258 218V217H257ZM256 218V219H257ZM56 219V218H55ZM73 219V218H72ZM84 219H86V218H84ZM83 219V220H84ZM88 219V218H87ZM122 219H124V218H122ZM148 219V218H147ZM160 219V218H159ZM204 219V221H203V225H204V227L205 228H208V227H210V225H211V222L209 221H206L205 220V218H203ZM253 219H254V217H253ZM256 219H254V220H256ZM260 219V218H259ZM259 219H257L258 220V222H260V220ZM127 220V219H126ZM125 220V221H126ZM138 220V219H137ZM166 221V223L165 224H167V222L169 221H167V218L165 219ZM208 220V219H207ZM245 220V219H244ZM71 221H73V220H71ZM76 221V220H75ZM119 221H121V220H119ZM127 221H129V219L127 220ZM131 221V220H130ZM130 221H129V223H130ZM148 221V220H147ZM152 221H154L155 222V220H152ZM161 221V220H160ZM163 222H164V220H162ZM162 221H161V223H162ZM264 221V220H263ZM31 222V221H30ZM37 222V221H36ZM87 220H85V223H84V228L79 232V235H80V237L81 238H84V239H89L90 237H91V230H92V224H87ZM90 222V221H89ZM256 222V221H255ZM257 222V223H258ZM80 223V222H79ZM79 223H77V224H79ZM134 223V222H133ZM145 224H143V226L145 227L146 226V228L147 227H149V223L147 222H144ZM151 223H153V222H151ZM160 223V224H161ZM169 223V222H168ZM229 223H230V221H229ZM264 223V222H263ZM74 224V223H73ZM77 224H76V226H77ZM123 224H127V222L125 223H123ZM194 224V223H193ZM198 224V223H197ZM259 224V223H258ZM261 224H262V222H261ZM31 225V224H30ZM51 225H52V223H51ZM83 225V224H82ZM129 225H131V224H129ZM137 225V224H136ZM157 225H159V223L157 222ZM231 225V224H230ZM229 225V226H230ZM29 226V225H28ZM25 227H26V224H25ZM56 227H57V225H56ZM133 228H135L134 226H132ZM162 227H164V226H162ZM169 227V226H168ZM185 227V226H184ZM222 227V226H221ZM231 227V226H230ZM263 227V226H262ZM7 228V227H6ZM76 228V227H75ZM143 228V227H142ZM153 228H154V226H153ZM170 228V227H169ZM223 228H225V227H223ZM223 228H222V230H223ZM15 229V228H14ZM136 229V228H135ZM139 229H141V228H139ZM144 229V228H143ZM150 229V228H149ZM162 229V228H161ZM194 229V228H193ZM202 230H203V228H201ZM229 229V228H228ZM257 229V228H256ZM262 229H264V228H262ZM6 230V229H5ZM24 230V229H23ZM31 230V229H30ZM44 230V229H43ZM57 230V229H56ZM137 230H138V228H137ZM151 230V229H150ZM149 230V231H150ZM163 230V229H162ZM212 230V229H211ZM225 230H227V229H225ZM230 230V229H229ZM258 230V229H257ZM260 230V229H259ZM259 230L257 231V232H259ZM1 231V230H0ZM166 232H167V229L165 230ZM228 231V230H227ZM264 231V230H263ZM24 232V231H23ZM28 232H29V230H28ZM35 232V231H34ZM128 232V231H127ZM145 232V231H144ZM147 232V231H146ZM180 232V231H179ZM182 232V231H181ZM193 232H194V235L198 232V230L195 228L194 230H193ZM192 232V233H193ZM209 232H211V231H208V234H209ZM14 233V232H13ZM74 233V232H73ZM147 233H149V232H147ZM192 233H190L191 234V236H192ZM212 233V232H211ZM214 233V232H213ZM226 233V232H225ZM72 234V233H71ZM184 234V233H183ZM183 234H181V235H183ZM207 234V235H208ZM221 234V233H220ZM223 234H224V232H223ZM257 233H255V235H256ZM9 235H10V233H9ZM51 235V234H50ZM106 235V234H105ZM148 235V234H147ZM150 235V234H149ZM162 235V234H161ZM170 235V234H169ZM261 235V234H260ZM72 236V235H71ZM71 236L69 237L70 238V240H71ZM101 236V235H100ZM108 236V235H107ZM113 236V235H112ZM115 236H117V235H115ZM174 236V235H173ZM191 236H189V237H191ZM209 236V235H208ZM211 236V235H210ZM209 236V240L211 241V237ZM216 236V235H215ZM219 236H221V235H219ZM225 237H223V239L221 240V242H222V244L223 245H225V243H226V235H224ZM143 237H145V235H143ZM165 237H166V235H165ZM176 237V236H175ZM195 237V236H194ZM256 237V236H255ZM69 238H67V239H69ZM179 238V237H178ZM207 238L205 239V240H207ZM260 238V237H259ZM127 239H130V237H128L127 236V238H126V240ZM192 239H196V238H192ZM241 239V238H240ZM256 239V238H255ZM258 239V238H257ZM261 239V238H260ZM124 240V239H123ZM142 241L143 240H145V239H141ZM216 240H220V239H216ZM239 240V239H238ZM243 240V239H242ZM259 240V239H258ZM92 241V240H91ZM213 241V240H212ZM215 241V240H214ZM240 241V240H239ZM55 242V241H54ZM73 242V241H72ZM81 242V241H80ZM83 242V241H82ZM90 242V241H89ZM114 242H116V241H114ZM231 242V241H230ZM229 242V243H230ZM238 242V241H237ZM241 242V241H240ZM257 242V241H256ZM77 243H79V242H77ZM96 243V242H95ZM95 243H93V245L95 244ZM101 243V242H100ZM135 243V242H134ZM144 243V242H143ZM190 243V242H189ZM207 243V242H206ZM212 242H210V244H211ZM228 243V242H227ZM228 243V244H229ZM70 244H71V242H70ZM73 244V243H72ZM86 244H87V242H86ZM103 244V243H102ZM116 244V243H115ZM140 244V243H139ZM193 244V243H192ZM195 244V243H194ZM233 244V243H232ZM232 244H230V245H232ZM234 244H237V243H234ZM234 244H233V246H234ZM239 244V243H238ZM241 244V243H240ZM74 245V244H73ZM81 245V244H80ZM96 245V244H95ZM118 245V244H117ZM143 245V244H142ZM191 245V244H190ZM217 245V244H216ZM56 246V245H55ZM70 246V245H69ZM76 246V245H75ZM133 246V245H132ZM159 246H162L161 245V242H160V245ZM205 246H207V244L205 245ZM71 247H73V246H71ZM70 247V248H71ZM79 247V246H78ZM78 247H75V248H78ZM82 247H84L83 245H82ZM97 247V246H96ZM103 247V246H102ZM146 247V246H145ZM144 247V248H145ZM226 247H227V245H226ZM86 248V247H85ZM85 248H83V249H85ZM91 248V250H92V246L90 247ZM99 248V247H98ZM120 248H121V246H120ZM143 248V251L145 250ZM190 248V247H189ZM203 248H204V245H203ZM210 248L211 247H209V250H210ZM232 248V247H231ZM237 248V247H236ZM95 249V248H94ZM105 249V248H104ZM122 249V248H121ZM156 249V248H155ZM160 249V248H159ZM208 249V248H207ZM213 249V248H212ZM216 248H214L213 249V251L215 250ZM224 249V248H223ZM98 251H99V249H97ZM123 250V249H122ZM163 250V249H162ZM161 250V251H162ZM203 250H205L206 251V248H204ZM234 250V249H233ZM238 250V249H237ZM236 250V251H237ZM73 251V250H72ZM75 251H78V249L76 250L75 249ZM75 251H73V252H75ZM88 251V250H87ZM120 251V250H119ZM178 251V250H177ZM220 251V250H219ZM54 252V251H53ZM83 254L85 253V251L83 252V251H81ZM121 252H123V251H121ZM145 252H146V250H145ZM155 252V251H154ZM175 252V251H174ZM180 252V251H179ZM242 252V251H241ZM241 252H238V254L240 253L241 254ZM245 252V251H244ZM78 253V252H77ZM81 253V254H82ZM120 253V252H119ZM144 253V252H143ZM157 253H159L158 251H157ZM156 253V254H157ZM162 253V252H161ZM210 253V252H209ZM217 253V252H216ZM235 253V252H234ZM163 254V253H162ZM167 254V253H166ZM171 254H173V253H171ZM213 254V253H212ZM221 255H222V252L220 253ZM231 254V253H230ZM237 254V255H238ZM243 254V253H242ZM85 255V254H84ZM104 255V254H103ZM159 255V254H158ZM158 255H157V257H158ZM200 255V254H199ZM210 255V254H209ZM209 255H207V257L209 256ZM214 255V254H213ZM221 255H219V256H221ZM235 255H236V253H235ZM236 255V256H237ZM87 256V255H86ZM149 256V255H148ZM176 256V255H175ZM177 256H179V255H177ZM211 256V255H210ZM247 256V255H246ZM143 257H144V255H143ZM161 257V256H160ZM203 257V256H202ZM67 258H68V256H67ZM93 258V257H92ZM198 258V257H197ZM201 258V257H200ZM215 258V257H214ZM213 258V256L212 257H209L207 260L209 261L208 263H212V264H216V261H215V259ZM230 258V257H229ZM79 259V258H78ZM91 259V258H90ZM101 259V258H100ZM99 259V260H100ZM159 259V258H158ZM199 259V258H198ZM217 259V258H216ZM219 259V258H218ZM220 259H222V258H220ZM41 260V259H40ZM44 260V259H43ZM55 260V259H54ZM142 260V259H141ZM140 260V261H141ZM162 260V259H161ZM67 261V260H66ZM68 261H69V259H68ZM82 261V260H81ZM165 261V260H164ZM204 261V260H203ZM219 261V260H218ZM45 262V261H44ZM64 262V261H63ZM75 262H77V259H76V261ZM135 262H137V261H135ZM147 262V261H146ZM174 262V261H173ZM207 262V261H206ZM50 263H51V261H50ZM65 263V262H64ZM78 263V262H77ZM101 263V262H100ZM99 263V264H100ZM158 263V262H157ZM156 263V264H157ZM54 264V263H53ZM59 264V263H58ZM66 264V263H65ZM93 264V263H92ZM97 264V263H96ZM149 264H151V263H149ZM171 264H172V262H171ZM174 264V263H173Z\"/></svg>",
	"mask_w": 264,
	"mask_h": 264
}]
</instances>
